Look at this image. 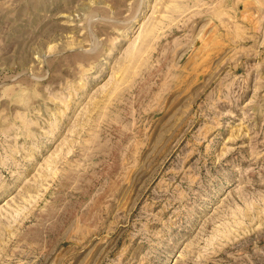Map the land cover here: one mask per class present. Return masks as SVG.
Listing matches in <instances>:
<instances>
[{"label":"rangeland","instance_id":"374dc122","mask_svg":"<svg viewBox=\"0 0 264 264\" xmlns=\"http://www.w3.org/2000/svg\"><path fill=\"white\" fill-rule=\"evenodd\" d=\"M0 264H264V0H0Z\"/></svg>","mask_w":264,"mask_h":264}]
</instances>
